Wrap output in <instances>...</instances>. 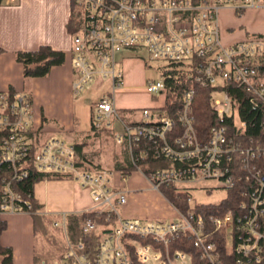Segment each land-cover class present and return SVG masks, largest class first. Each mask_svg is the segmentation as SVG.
Here are the masks:
<instances>
[{
  "label": "built area",
  "instance_id": "1",
  "mask_svg": "<svg viewBox=\"0 0 264 264\" xmlns=\"http://www.w3.org/2000/svg\"><path fill=\"white\" fill-rule=\"evenodd\" d=\"M260 7L264 0H70L72 89L106 82V93L91 103V123L100 129L119 122L112 136L134 167L79 163L73 141L43 134L26 91L0 88V218L43 211L33 207L31 191L16 186L35 171L71 177L92 199L82 210L91 215L81 231L96 235L95 243L86 249L82 238L70 239L61 212L51 218L64 234L61 250L41 264H192L187 242L204 264H264V31L225 41L219 23L221 9L239 14ZM120 50L147 65L158 61V76L146 77L143 86L151 104L130 108L126 117L115 104L124 83L116 65ZM196 85L208 90L211 122L203 127L193 107ZM243 99L258 112L256 127L242 115ZM151 161L156 164L148 168ZM133 171L167 200L170 214H122L135 190L125 182ZM218 188L224 195L215 201L193 196L194 189ZM228 196L233 199L224 205ZM178 238L184 246L173 244Z\"/></svg>",
  "mask_w": 264,
  "mask_h": 264
},
{
  "label": "crops",
  "instance_id": "2",
  "mask_svg": "<svg viewBox=\"0 0 264 264\" xmlns=\"http://www.w3.org/2000/svg\"><path fill=\"white\" fill-rule=\"evenodd\" d=\"M69 13L70 0H15L11 3L1 0L0 88L11 87L18 91L29 88L34 120L41 125L43 134L73 133L74 140L71 141L76 142L79 139L78 133L87 131L79 132L77 129L79 117L76 112V93L72 89ZM219 23L225 28L223 36L225 41L240 37L248 31H264V7L247 9L239 14L228 8L221 9ZM40 43L62 49L63 62L53 64L45 75L32 76L25 80L22 64L16 59L15 51L33 49ZM126 60L139 61L143 64L139 58L129 54H123L118 62ZM121 69L124 80L125 77H131L130 73L134 77L135 75L141 77L139 75L141 71L137 68ZM143 92H146L145 89ZM140 100L142 104L139 106L151 104L147 92ZM115 104L118 108L124 107L116 101ZM135 177L142 179L144 183L138 182ZM125 182L128 187L135 190L128 193L127 201L121 207L123 215L145 218L167 216L165 214L172 212L167 200L157 190L151 188L148 180L139 172H131ZM138 188H142L143 193L148 191L156 194L161 203L141 208L137 203L138 196L136 197L139 193ZM33 196L45 213L55 214L46 215L51 218L59 217L61 212H79L92 206L88 188L68 176L38 179L33 183ZM2 217L6 221V226L0 233V242L12 247L13 261L16 264H41L40 260L46 256L41 252L39 229L35 226L32 215L29 212L17 211L9 212ZM44 231L43 228L40 232Z\"/></svg>",
  "mask_w": 264,
  "mask_h": 264
},
{
  "label": "rangeland",
  "instance_id": "3",
  "mask_svg": "<svg viewBox=\"0 0 264 264\" xmlns=\"http://www.w3.org/2000/svg\"><path fill=\"white\" fill-rule=\"evenodd\" d=\"M224 33L225 28L221 26V35L224 36ZM128 53L131 52L129 50H120L116 52V58L119 60L123 54L125 55ZM139 59L143 64H141L139 61L137 62L133 60H126L116 64L118 67H122L125 70L127 68L128 70L137 68L141 71L139 74L141 77L137 75L134 77V75L132 76L130 73L131 77H125L123 85L116 91V103L124 105L123 108H118V114L121 117L127 116L128 112L130 111L127 108L128 106H133V108L135 107L137 109L138 106L142 104L140 99L143 98V95L146 96V92H143L145 78L149 76H158L155 68L158 63L157 60H150L148 63L151 65H147L144 58ZM106 90H108L106 82H102L99 85L97 81H90L75 94L76 112L79 117L77 129L79 132L89 131V137H85L87 132L78 133V141L85 140L82 144V152L89 159V161L87 160L88 162H84V165L89 168L114 167L117 162H115V159H117L118 153L121 152L122 149L121 146L114 141L112 136L113 128L119 126V122L116 119L113 120L111 126L104 125L97 130H95V128H90L92 110L91 103L94 99L98 98L99 95L106 93ZM58 134L63 135L66 139L74 140L73 133L58 132ZM134 179L140 183H144V181L140 178L135 177ZM137 192H139L136 195V197L138 196L137 203L141 208L153 207V204L161 203V201H158L156 194L152 192L150 193L146 191L143 193L144 191H142V188H138ZM223 195L224 190L219 188L214 189L210 193H206L204 190L196 189L193 191V196L195 199L203 201H215ZM36 227L39 229L41 252L44 254V256H46V258L54 257V255H56L62 247L61 244L64 238L62 229L58 226L51 225V216H45V219L42 223L41 221H38ZM43 228L45 231L41 233L40 231L43 230Z\"/></svg>",
  "mask_w": 264,
  "mask_h": 264
},
{
  "label": "trees",
  "instance_id": "4",
  "mask_svg": "<svg viewBox=\"0 0 264 264\" xmlns=\"http://www.w3.org/2000/svg\"><path fill=\"white\" fill-rule=\"evenodd\" d=\"M1 2V0H0ZM68 29H73V22L70 19L68 22ZM1 50V47H0ZM15 57L22 64V74L25 80L29 79L32 76L45 75L49 71L50 67L53 64H58L63 62L64 51L62 49H56L51 47L47 43H40L37 47L33 49H17L15 51ZM25 91L31 96L29 88L26 87ZM195 95L193 101V107L196 112V124L200 127H203L211 122L208 119V114L210 110L208 90L205 87L196 85ZM241 112L242 115L248 120L249 128L256 127L258 123V112L254 110L247 99H243L241 103ZM90 128L94 129L92 123H90ZM89 137V133L85 135ZM85 140H80L74 142L76 151L79 155L78 162L83 163L89 161L88 157L81 152L82 144ZM117 161V162H116ZM115 167H119L126 172H129L133 167V163L130 162L125 150L121 149V152L118 153L117 159H115ZM156 162H149L148 168L153 167ZM147 169V167H146ZM46 177H59L62 176L59 173L51 172L46 174H41L38 172L28 173L26 176L22 177L16 181V186L23 192L31 191L33 193V183L38 179ZM162 193L165 197L171 202L180 203L176 193L171 189L166 187L161 188ZM233 197L228 196L223 200V204L227 205L231 203ZM183 202L181 201V204ZM39 204L36 200H33V207L38 206ZM33 217V222L37 226L38 221L41 223L44 221L45 216L48 215L45 212H30ZM86 215H91L89 211H79V212H67L66 213V232L67 236L70 239L77 237L82 238L86 243V249H90L92 244L96 241V235H86L81 231V221ZM6 226V221L4 218H0V233L3 228ZM179 246H184L179 243V238L173 243ZM186 249H191L193 251L192 264H204V261L198 256V253L190 243L187 242V245L184 246ZM0 264H16L13 261L12 247L10 245H5L0 242ZM135 264H142L141 262L136 261ZM251 264V263H250Z\"/></svg>",
  "mask_w": 264,
  "mask_h": 264
}]
</instances>
